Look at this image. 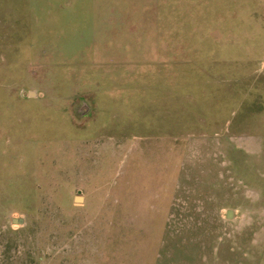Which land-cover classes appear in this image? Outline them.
Masks as SVG:
<instances>
[{"label": "rangeland", "instance_id": "1", "mask_svg": "<svg viewBox=\"0 0 264 264\" xmlns=\"http://www.w3.org/2000/svg\"><path fill=\"white\" fill-rule=\"evenodd\" d=\"M0 264H264V0H0Z\"/></svg>", "mask_w": 264, "mask_h": 264}, {"label": "water", "instance_id": "2", "mask_svg": "<svg viewBox=\"0 0 264 264\" xmlns=\"http://www.w3.org/2000/svg\"><path fill=\"white\" fill-rule=\"evenodd\" d=\"M76 201H78V202L81 201V198L77 197ZM14 223H17L16 220H14Z\"/></svg>", "mask_w": 264, "mask_h": 264}]
</instances>
